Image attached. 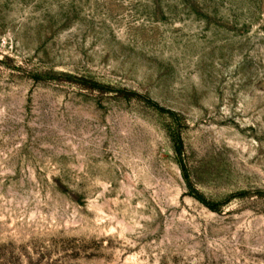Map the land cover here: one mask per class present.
Instances as JSON below:
<instances>
[{"label":"rangeland","instance_id":"obj_1","mask_svg":"<svg viewBox=\"0 0 264 264\" xmlns=\"http://www.w3.org/2000/svg\"><path fill=\"white\" fill-rule=\"evenodd\" d=\"M0 264H264V0H0Z\"/></svg>","mask_w":264,"mask_h":264},{"label":"trees","instance_id":"obj_2","mask_svg":"<svg viewBox=\"0 0 264 264\" xmlns=\"http://www.w3.org/2000/svg\"><path fill=\"white\" fill-rule=\"evenodd\" d=\"M177 153L178 154H180V149L177 147ZM182 168H183V165H182ZM183 170V176L186 178V172L184 171V169H182ZM196 198L197 199H199L201 202H203V203H206V204H209V203H207V201L201 196V195H199V194H196ZM209 206H211L212 207V205H209Z\"/></svg>","mask_w":264,"mask_h":264}]
</instances>
